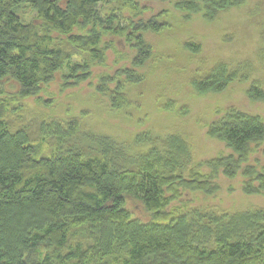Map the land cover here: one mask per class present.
Wrapping results in <instances>:
<instances>
[{
	"label": "trees",
	"instance_id": "16d2710c",
	"mask_svg": "<svg viewBox=\"0 0 264 264\" xmlns=\"http://www.w3.org/2000/svg\"><path fill=\"white\" fill-rule=\"evenodd\" d=\"M245 1L181 0L174 6L211 20ZM108 4L132 10L130 18H121L124 26L104 8ZM136 6L137 0H0V81L10 77L20 97L33 95L63 66L69 76L87 67L68 64L76 52L66 50L64 40L100 60L98 46L107 34L123 36L135 52L133 65L142 66L151 55L143 33L166 24L159 16L135 21ZM23 7L36 13L34 20L20 18ZM237 77V68L219 63L193 83L201 92L218 91ZM247 94L264 99L255 84ZM38 132L52 138L50 158L34 159L30 133L12 131L0 119V264H264V209L217 214L192 208L169 219L159 216L166 214L172 181L191 170L190 150L180 137L158 140L146 132L124 144L70 122L46 123ZM207 133L236 154L212 162L233 176L250 146L264 143V121L228 109ZM244 174L257 182L252 190L264 194V171L245 167ZM126 195L140 200L155 219H131Z\"/></svg>",
	"mask_w": 264,
	"mask_h": 264
},
{
	"label": "rangeland",
	"instance_id": "374dc122",
	"mask_svg": "<svg viewBox=\"0 0 264 264\" xmlns=\"http://www.w3.org/2000/svg\"><path fill=\"white\" fill-rule=\"evenodd\" d=\"M177 1L181 0H137L135 21L159 16L166 24L158 32L143 33L151 55L142 66L133 65L135 52L123 36L107 34L102 38L100 60H90L83 50L64 40L65 49L76 52L68 64L85 62L87 67H79L69 76L63 66L50 82L27 97L19 96L14 79H3L0 119L12 131L30 133L34 159L55 153L52 138L38 132L46 123H76L80 131L106 135L124 144L146 132L158 140L167 134L180 137L190 150L191 170L182 172L165 192L169 203L162 209L166 214L159 215L163 219L192 208L217 214L264 209V194L254 192L257 182L244 174L245 167L254 173L264 171V143L252 144L246 160L228 176L212 162L229 155L236 158V154L207 133L209 125L228 109L257 114L264 121V99L247 94L252 84L264 90V0H246L211 20L178 10L174 6ZM104 8L118 15L123 26L121 18L132 14L119 4ZM18 14L27 22L36 16L27 7ZM219 63L237 68L240 77L218 91L196 89L193 82L205 79ZM191 180L205 187L199 188ZM125 208L131 219L145 223L155 219L134 196L126 195Z\"/></svg>",
	"mask_w": 264,
	"mask_h": 264
}]
</instances>
